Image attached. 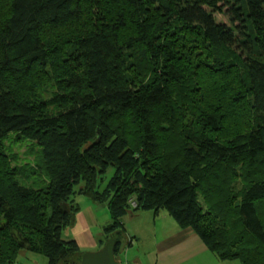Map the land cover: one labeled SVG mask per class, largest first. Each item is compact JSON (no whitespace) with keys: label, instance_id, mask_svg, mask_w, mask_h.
Instances as JSON below:
<instances>
[{"label":"trees","instance_id":"obj_1","mask_svg":"<svg viewBox=\"0 0 264 264\" xmlns=\"http://www.w3.org/2000/svg\"><path fill=\"white\" fill-rule=\"evenodd\" d=\"M79 195L116 253L125 214L164 211L264 264V0H0V264H79Z\"/></svg>","mask_w":264,"mask_h":264},{"label":"crops","instance_id":"obj_2","mask_svg":"<svg viewBox=\"0 0 264 264\" xmlns=\"http://www.w3.org/2000/svg\"><path fill=\"white\" fill-rule=\"evenodd\" d=\"M79 209L74 223L62 231L73 239L82 254L95 252L106 242L104 227L111 218L105 203H97L84 195L76 197ZM124 237L116 257L121 264H237L221 260L190 227H180L166 212L135 211L121 219ZM15 264H47L41 254L22 252Z\"/></svg>","mask_w":264,"mask_h":264},{"label":"water","instance_id":"obj_3","mask_svg":"<svg viewBox=\"0 0 264 264\" xmlns=\"http://www.w3.org/2000/svg\"><path fill=\"white\" fill-rule=\"evenodd\" d=\"M116 240L115 236L110 237L101 249L95 252H84L79 264H120L115 252Z\"/></svg>","mask_w":264,"mask_h":264},{"label":"rangeland","instance_id":"obj_4","mask_svg":"<svg viewBox=\"0 0 264 264\" xmlns=\"http://www.w3.org/2000/svg\"><path fill=\"white\" fill-rule=\"evenodd\" d=\"M215 16L218 20L227 21V17L223 14L215 13ZM4 144L10 149V152L16 153L18 164L33 162L37 158L36 148L25 140L16 141L15 143L5 140ZM234 262L240 264L237 260H234Z\"/></svg>","mask_w":264,"mask_h":264},{"label":"built area","instance_id":"obj_5","mask_svg":"<svg viewBox=\"0 0 264 264\" xmlns=\"http://www.w3.org/2000/svg\"><path fill=\"white\" fill-rule=\"evenodd\" d=\"M121 264H130V262L127 261V260H124V261L121 262Z\"/></svg>","mask_w":264,"mask_h":264}]
</instances>
